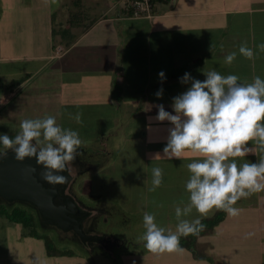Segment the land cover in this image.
<instances>
[{"label": "crops", "instance_id": "1", "mask_svg": "<svg viewBox=\"0 0 264 264\" xmlns=\"http://www.w3.org/2000/svg\"><path fill=\"white\" fill-rule=\"evenodd\" d=\"M76 1L58 0L56 7L48 6L43 29L36 18L29 27L25 23L17 43L24 51L19 57L45 62L36 72L46 69L51 95L59 102L66 99L76 105L74 109L88 105L94 110L112 104L114 111L131 112L127 121L138 112H145L149 121L156 117L160 104L175 114L173 98L191 86L180 82L185 73L200 81L211 70L229 75L235 61L231 65L224 61L230 45L236 44L234 30L254 50L264 42V0H242L241 7H235L234 0H156L152 18L133 17L126 9L127 0ZM36 9L46 7L22 3L24 16ZM234 11L242 15L241 27L238 22L230 23ZM72 12H81L73 25ZM243 61L239 62L243 82H252L255 76L264 79V53L254 61ZM161 71L165 73L163 82L158 75ZM19 78L25 79L8 90L17 92L25 106L36 103L39 87L33 85L34 75L24 70ZM161 88L162 97L157 98ZM108 141L103 136L101 143L107 145ZM235 206L242 210L238 217L226 214L212 233L202 237L211 257L198 259L191 254L187 264H264V196L255 193Z\"/></svg>", "mask_w": 264, "mask_h": 264}, {"label": "rangeland", "instance_id": "2", "mask_svg": "<svg viewBox=\"0 0 264 264\" xmlns=\"http://www.w3.org/2000/svg\"><path fill=\"white\" fill-rule=\"evenodd\" d=\"M26 1L32 2L33 7H46V9H36L37 11L31 12L30 16L29 12L24 16L21 9L22 3ZM241 1L234 0V6L241 7ZM58 4V0H0L2 85L19 78L21 72L27 70L34 75L33 85L39 87L36 92V103L32 101L27 106L17 92L12 93L7 87L5 90L0 89V135L6 133L10 138H14L20 132L22 120L52 115L56 117L61 127L79 133L82 140L81 146L95 148L104 146L97 153L83 154L95 164L91 170L80 175L74 184V190L86 205L102 207L108 212V220L104 217L98 229L125 242V245H116L111 250L97 246L95 250L89 251L72 238L62 236L56 230L45 228L40 224V233L50 240L51 255H49L45 238L24 235L22 226L9 223L5 217L0 216V264H187L186 262L194 256L193 251L187 247H182L183 252L154 255L144 248L143 243L138 241V237L145 232L143 225L145 211L155 214L158 225L175 231L177 224L175 205L181 200L184 204L188 202L185 183L190 173L186 165L198 157L187 150L181 159H169L164 155L168 121L159 122L155 120V117H149L147 121L145 112H138L136 117L127 121L130 119L131 112L114 111L112 104L101 106V110H94L88 105L74 109L76 105L68 103L66 99L64 102H59V98L51 95V80L46 69L36 72L45 62L43 60L23 61L19 57L24 54L23 49L17 46L20 31L25 28L24 24L26 23L29 27L31 19L36 18L37 25L43 29L46 25L48 6L53 8ZM236 12L234 11L231 15L230 23L242 22V15ZM239 24L241 27V23ZM237 33H239L238 30L231 32L236 44L230 45V53L237 52V58L233 69L230 67V74L239 76L243 82L245 79L243 67L239 65V62L245 63L243 61L245 58L238 51L243 42H241L242 34L240 37ZM34 91L33 95H35ZM22 103L24 110L20 109ZM77 112L82 113V123L79 124L69 116ZM148 128L150 133H147ZM103 136L109 139L107 145L101 143ZM249 146L251 147V143ZM0 150H3L2 145ZM157 153L160 155L155 157ZM258 155L249 154L237 159L239 163L257 162ZM153 167L162 168L164 178L162 186L155 192H150L148 189L151 187ZM263 194L264 192H261V196H264ZM215 213L216 211L208 217ZM198 216L194 209L185 219L193 220ZM56 251L62 254L52 255ZM208 257L211 256L208 255Z\"/></svg>", "mask_w": 264, "mask_h": 264}, {"label": "clouds", "instance_id": "3", "mask_svg": "<svg viewBox=\"0 0 264 264\" xmlns=\"http://www.w3.org/2000/svg\"><path fill=\"white\" fill-rule=\"evenodd\" d=\"M238 51L245 59L254 61L264 53V42L256 45L255 50L244 42ZM236 58L237 52H231L224 62L231 65ZM158 75L163 82L165 73ZM204 75V81L189 73L181 77V83L190 82L191 86L173 98L175 114L166 111L162 104L156 106L155 120L171 125L164 155L181 159L187 150L198 158L186 165L190 173L185 183L188 202L181 200L175 205V231L158 225L154 213L143 214L145 232L138 241L154 255L183 252L181 237L199 236L206 227L201 218L214 211L238 217L242 210L235 205L239 200L264 192V79L255 76L252 82H241L237 75H222L215 70ZM162 94L161 88L155 95L161 98ZM69 116L82 123V113ZM0 145V159L6 158L9 151L15 153L19 162L35 158L43 168L42 179L55 186L67 183L68 177L59 173L68 172L69 165L80 155L82 140L77 131L61 127L55 116L48 115L22 120L20 132L14 138L6 133L0 135ZM249 154H259L258 161L238 162L237 158ZM151 176L148 190L155 192L163 184L164 171L153 167ZM194 209L199 216L185 219Z\"/></svg>", "mask_w": 264, "mask_h": 264}, {"label": "water", "instance_id": "4", "mask_svg": "<svg viewBox=\"0 0 264 264\" xmlns=\"http://www.w3.org/2000/svg\"><path fill=\"white\" fill-rule=\"evenodd\" d=\"M78 151L97 153L101 150L81 146ZM84 167L74 161L69 165L68 172L59 173L68 177L67 183L53 186L42 179L43 168L36 164L35 158L19 162L15 160V153L9 151L6 158L0 159V203H21L34 208L41 226L72 237L89 251L94 245L106 250L125 245L109 233L86 230L88 220L98 210L87 206L74 192L73 185L78 176L86 171Z\"/></svg>", "mask_w": 264, "mask_h": 264}, {"label": "trees", "instance_id": "5", "mask_svg": "<svg viewBox=\"0 0 264 264\" xmlns=\"http://www.w3.org/2000/svg\"><path fill=\"white\" fill-rule=\"evenodd\" d=\"M77 4L80 3V0L76 1ZM81 12H72V25L77 24L78 15ZM2 79V78H1ZM0 79V89L7 87L14 89L16 88L25 78H17L13 81H9L7 84H3V81ZM0 216L5 217L9 223L12 224H19L23 227V234L24 235H31L35 238H45L47 240V250L49 255H51V248L49 247V238L45 235L41 234L39 231V219L37 212L34 208L21 203H16L14 205L7 204L5 202L0 203ZM226 217V213L224 211H216L215 215L211 217H207L202 219V223L206 226L204 231H202L199 236H188V237H181L180 239V246L187 247L188 249L193 251V255L198 259H207L208 258V243L200 241L202 236L210 234L214 231L215 226L221 222ZM61 255L62 252L56 251L52 255Z\"/></svg>", "mask_w": 264, "mask_h": 264}, {"label": "flooded vegetation", "instance_id": "6", "mask_svg": "<svg viewBox=\"0 0 264 264\" xmlns=\"http://www.w3.org/2000/svg\"><path fill=\"white\" fill-rule=\"evenodd\" d=\"M106 152H108V151H106ZM105 152V153H106ZM87 153H89V152H87ZM92 153V152H91ZM83 154H85V153H80V155H78L77 156V158H76V162L77 163H79V164H82L83 166H85L84 168H87L86 169V171L84 172V173H86V172H88L89 170H91L92 169V166L95 164V163H93V162H91L90 160H88L87 158H85V156H83ZM83 173V174H84ZM82 175V174H81ZM80 176H78V178H79ZM78 178H77V180H78ZM77 180H76V182H77ZM75 182V183H76ZM74 183V184H75ZM73 187H74V185H73ZM74 192H75V190H74ZM76 193V192H75ZM77 194V193H76ZM78 196V195H77ZM80 199V198H79ZM87 206H89V207H93V208H96L97 210H98V213L97 214H95V215H93V216H91L90 217V219L88 220V222H87V224H86V230L88 231V232H99L100 230L98 229V225H99V223H100V221L104 218V217H106L105 218V220H108V216H107V214H108V212L104 209V208H102V207H98V206H91V205H87ZM109 214H111V213H109ZM57 231V230H56ZM100 232H102V231H100ZM59 233V232H58ZM63 236V235H62ZM68 238H72V237H69V236H67ZM73 239V238H72ZM74 240V239H73ZM75 241H77V240H75ZM78 242V241H77ZM82 245V244H81ZM98 245H94L93 247H92V249L91 250H95V248L97 247ZM100 248H104V247H102V246H100ZM112 248V247H111Z\"/></svg>", "mask_w": 264, "mask_h": 264}, {"label": "built area", "instance_id": "7", "mask_svg": "<svg viewBox=\"0 0 264 264\" xmlns=\"http://www.w3.org/2000/svg\"><path fill=\"white\" fill-rule=\"evenodd\" d=\"M156 0H127L126 9L133 17L152 18L155 15Z\"/></svg>", "mask_w": 264, "mask_h": 264}]
</instances>
